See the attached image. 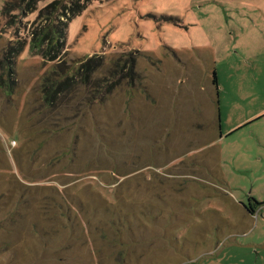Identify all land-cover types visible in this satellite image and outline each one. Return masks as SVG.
<instances>
[{"label": "rangeland", "instance_id": "obj_1", "mask_svg": "<svg viewBox=\"0 0 264 264\" xmlns=\"http://www.w3.org/2000/svg\"><path fill=\"white\" fill-rule=\"evenodd\" d=\"M78 1L69 62L102 56L101 79L121 58L124 75L50 118L38 87L53 64L28 43L16 57L13 92L0 87V264H264V0Z\"/></svg>", "mask_w": 264, "mask_h": 264}, {"label": "trees", "instance_id": "obj_2", "mask_svg": "<svg viewBox=\"0 0 264 264\" xmlns=\"http://www.w3.org/2000/svg\"><path fill=\"white\" fill-rule=\"evenodd\" d=\"M40 1L5 0L3 3L1 9V25L3 27H0V33L3 30L11 29L19 30V34L15 31L0 51V87L4 88L5 92H9L8 94L13 92L15 88L13 70L15 59L28 43L32 55H39L43 62L53 64L52 70L42 77L38 93L41 108L46 110V114L50 118H58L62 112L76 110L78 113L82 109L83 100L79 99V88L85 89L88 86L90 89L88 94H91L92 98L86 106L98 102L104 94L110 93L117 86L115 78L124 75L125 65L122 64L121 58L116 59L111 66L106 68L108 75L104 74L99 79L96 77L101 75L99 72H101L104 63L102 56L95 54L79 60L77 63L69 62L66 47L68 23L81 12L82 6L78 0H54L39 10L37 17L32 22L24 23L23 17L36 10ZM20 31L22 35H20ZM129 61L131 64L125 77L132 83L138 79L136 78L138 75L134 70L136 62L134 63V59ZM67 62L72 64V71L66 66ZM4 72L6 73L5 78H3ZM212 83L216 86L215 71L212 73ZM93 90L96 92L94 93ZM103 90L106 92H102ZM86 99L88 98L86 97ZM27 103L30 104V102ZM218 175L221 176L219 172ZM256 205L259 206L260 203ZM245 211L251 215L254 214L250 208ZM10 237H8L9 241Z\"/></svg>", "mask_w": 264, "mask_h": 264}, {"label": "flooded vegetation", "instance_id": "obj_3", "mask_svg": "<svg viewBox=\"0 0 264 264\" xmlns=\"http://www.w3.org/2000/svg\"><path fill=\"white\" fill-rule=\"evenodd\" d=\"M243 204V205H242ZM242 204H241V206L246 210L247 208H250L252 211H254L253 210V208L252 207H248L245 203H243L242 202ZM247 212V211H246ZM248 213V212H247ZM249 214V213H248ZM249 215H251V214H249Z\"/></svg>", "mask_w": 264, "mask_h": 264}, {"label": "crops", "instance_id": "obj_4", "mask_svg": "<svg viewBox=\"0 0 264 264\" xmlns=\"http://www.w3.org/2000/svg\"><path fill=\"white\" fill-rule=\"evenodd\" d=\"M241 202H238V205H240ZM241 206V205H240ZM243 208V207H242ZM244 209V208H243Z\"/></svg>", "mask_w": 264, "mask_h": 264}, {"label": "water", "instance_id": "obj_5", "mask_svg": "<svg viewBox=\"0 0 264 264\" xmlns=\"http://www.w3.org/2000/svg\"><path fill=\"white\" fill-rule=\"evenodd\" d=\"M242 203H240V205H241ZM243 205V204H242ZM242 207V206H241Z\"/></svg>", "mask_w": 264, "mask_h": 264}]
</instances>
